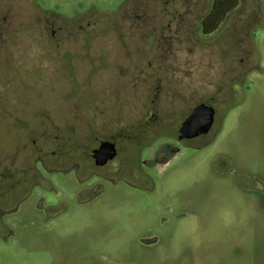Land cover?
Masks as SVG:
<instances>
[{
	"label": "rangeland",
	"instance_id": "374dc122",
	"mask_svg": "<svg viewBox=\"0 0 264 264\" xmlns=\"http://www.w3.org/2000/svg\"><path fill=\"white\" fill-rule=\"evenodd\" d=\"M8 1L30 13L37 4L64 16L97 18L123 2ZM134 1L142 20L139 89L110 68L84 83L71 81L45 53L51 45L42 49L43 42L24 38L30 55L12 57L11 48L0 54L8 107L21 111L31 145L36 140L44 149L55 146L51 136L39 135L48 116L74 125L84 154L97 144L94 133L114 129L125 137L117 142L118 155L124 153L131 169L138 166L135 151L145 156L147 146L173 134L200 102L214 108L212 130L198 148L181 150L166 166L140 165L130 184L80 173L76 183L75 174L48 176L42 193L31 189L8 229L0 226V264H264V0H238L209 36L200 22L212 0H127L126 7ZM102 20L91 25L101 27ZM17 56L22 65L13 61ZM23 138L17 127L0 124V149ZM73 186L76 199L70 198Z\"/></svg>",
	"mask_w": 264,
	"mask_h": 264
},
{
	"label": "flooded vegetation",
	"instance_id": "af4514ba",
	"mask_svg": "<svg viewBox=\"0 0 264 264\" xmlns=\"http://www.w3.org/2000/svg\"><path fill=\"white\" fill-rule=\"evenodd\" d=\"M126 1L123 0L120 3V9L116 12L104 13L103 16L97 18L91 14L64 16L57 11L44 10L37 4H33L34 8L30 13L25 6L19 3L0 0V54H10L8 48H11L12 57L19 53L22 54L21 56L30 55L29 48L27 51L22 46L24 38L33 42H43L42 49H45V43H48L52 48L48 47L47 51L44 50L45 53L53 55L54 64L59 65L58 68L55 66V70H59L58 74H63V71L69 73L67 79L76 83L79 81L84 83L88 75L110 68L118 79L123 78L126 82H134L133 87L139 89L142 69L141 50L137 37L141 28V12L137 9L138 1H134V5H128L129 7H126ZM90 17L95 21L103 18V25L101 27L92 26L93 20L88 22L87 19ZM98 33L103 37L101 41L98 40L100 38ZM132 53L135 56L134 59H132ZM87 54L91 56V59L86 57ZM14 58L13 61L16 60L17 64L22 65L20 57ZM154 76L156 77V75H151L152 78ZM5 97L0 91V124L17 127L24 134V138L17 140L10 150L0 149V226L2 229H8L9 219L19 211L20 205L26 201L32 191L43 192L50 182L48 176L75 174L72 181L76 183L77 178H80L78 177L80 173L83 176L86 174V179L95 178L112 184L116 181H123L130 184L129 178L140 174V165L166 166L181 150L198 148V144L204 141L212 130L215 121L214 111L213 124L206 134L193 138H180V124L197 105L204 102L194 105L173 134L168 135L163 141L153 142L146 147L145 156H142L141 149L138 150V154H136L137 151L134 152V156L137 155L138 166L134 165V169H131L128 164L129 160L124 158V153L118 155L120 149H117V142H120L124 136L114 129L111 134L102 135L103 137L94 133L98 137L97 144L87 154H84L81 150L85 142L81 143L77 139L74 125L70 123L63 127L53 122L48 116L49 126H40L42 128H40L39 135L41 137L51 136V141L55 144L54 149L47 147L44 149L36 144V140H32L31 145L28 132L30 127L23 119L20 110H11L8 107L10 98ZM73 102L71 101V104ZM208 104L211 106L210 103ZM146 114H150L152 118L156 115L151 106H148ZM73 115L74 118L77 117L76 112ZM104 128V130L108 129L107 126ZM102 142L112 144L115 149L113 158L105 162L93 154ZM139 145L134 144V146ZM125 170L127 173L123 174ZM68 189H71L70 198L76 199V188L73 186ZM36 210L40 208L37 207Z\"/></svg>",
	"mask_w": 264,
	"mask_h": 264
},
{
	"label": "water",
	"instance_id": "95a60500",
	"mask_svg": "<svg viewBox=\"0 0 264 264\" xmlns=\"http://www.w3.org/2000/svg\"><path fill=\"white\" fill-rule=\"evenodd\" d=\"M214 121V110L208 103L197 105L190 115L180 124V138H193L206 134ZM95 157H99L103 162L113 158L115 149L112 144L102 142L96 150L93 151Z\"/></svg>",
	"mask_w": 264,
	"mask_h": 264
},
{
	"label": "trees",
	"instance_id": "16d2710c",
	"mask_svg": "<svg viewBox=\"0 0 264 264\" xmlns=\"http://www.w3.org/2000/svg\"><path fill=\"white\" fill-rule=\"evenodd\" d=\"M238 0H214L209 12L200 22L201 33L203 36H209L214 33L227 17L237 7Z\"/></svg>",
	"mask_w": 264,
	"mask_h": 264
}]
</instances>
